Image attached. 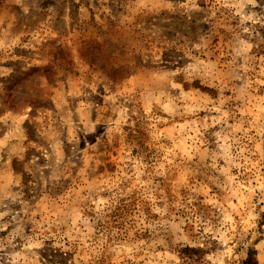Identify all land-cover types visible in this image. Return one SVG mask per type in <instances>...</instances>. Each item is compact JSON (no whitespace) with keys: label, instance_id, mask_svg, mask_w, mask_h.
Returning <instances> with one entry per match:
<instances>
[{"label":"rangeland","instance_id":"obj_1","mask_svg":"<svg viewBox=\"0 0 264 264\" xmlns=\"http://www.w3.org/2000/svg\"><path fill=\"white\" fill-rule=\"evenodd\" d=\"M253 246L264 264V0H0V264Z\"/></svg>","mask_w":264,"mask_h":264},{"label":"trees","instance_id":"obj_2","mask_svg":"<svg viewBox=\"0 0 264 264\" xmlns=\"http://www.w3.org/2000/svg\"><path fill=\"white\" fill-rule=\"evenodd\" d=\"M184 251L188 254L194 255L198 254L199 249L186 247ZM242 264H260L257 258V249L254 246L248 248L247 256L243 259Z\"/></svg>","mask_w":264,"mask_h":264}]
</instances>
